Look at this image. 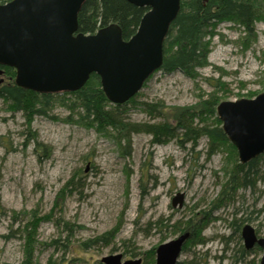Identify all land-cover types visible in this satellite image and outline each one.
<instances>
[{
  "label": "rangeland",
  "instance_id": "obj_1",
  "mask_svg": "<svg viewBox=\"0 0 264 264\" xmlns=\"http://www.w3.org/2000/svg\"><path fill=\"white\" fill-rule=\"evenodd\" d=\"M252 1L264 9V0ZM214 26L204 38L206 64L194 76L153 72L135 102L122 103L129 122L165 121L152 117L145 103L160 106L159 112L162 105L167 111L197 109L211 95L236 100L264 91V20H254L251 30L231 20ZM72 100L70 94L64 102L53 97L45 114L28 121L0 98V264L22 263L27 224L36 227V264H103L100 259L111 254L149 264L146 253L178 235L172 224L202 216L194 236L201 243L186 246L178 262L242 263V226L249 223L258 236L264 233L263 161L254 185L235 187L216 207L239 162L236 148L233 159L229 145L210 149L207 136L186 138L180 130L157 144L143 132L124 138L123 130L81 124ZM204 120L194 117L191 128L215 125ZM178 194L182 203L172 206Z\"/></svg>",
  "mask_w": 264,
  "mask_h": 264
},
{
  "label": "water",
  "instance_id": "obj_2",
  "mask_svg": "<svg viewBox=\"0 0 264 264\" xmlns=\"http://www.w3.org/2000/svg\"><path fill=\"white\" fill-rule=\"evenodd\" d=\"M84 1L10 0L0 4V65L15 69L17 86L38 93L78 90L95 73L107 98L122 104L161 66L163 41L180 0H127L147 8L128 39H123L120 26L114 22L94 33L79 32L78 13ZM216 113L240 163L264 153V91L250 98L220 101ZM182 199L183 194H178L172 206L181 205ZM189 235L184 232L159 244L155 264H177ZM241 237L245 249L259 246L258 264H264V233L258 236L245 223ZM100 261L141 264V258L122 260L121 254L107 255Z\"/></svg>",
  "mask_w": 264,
  "mask_h": 264
},
{
  "label": "trees",
  "instance_id": "obj_3",
  "mask_svg": "<svg viewBox=\"0 0 264 264\" xmlns=\"http://www.w3.org/2000/svg\"><path fill=\"white\" fill-rule=\"evenodd\" d=\"M8 1L10 0H0V4ZM258 6L252 0H180L177 16L171 23L163 41V61L158 70L162 72L181 70L189 76H194L195 68L206 64L209 42L204 38L213 34L214 25L220 21L231 20L241 23L247 30H251L254 20H264V9L257 8ZM146 10V7L135 6L127 0H85L78 13V31L94 33L98 28L114 22L120 26L123 39H128L136 32ZM0 71V78H3V82L0 83V98L10 105L12 111L22 110L28 121L33 115L45 114L46 109L52 104L53 97H59L64 102L65 95L70 94L73 97L70 106L79 111L78 119L81 124L87 127H95L98 130L111 127L115 130L118 129L119 133L120 130H123L121 132L124 138H127L131 133H148L152 135L153 144L176 137V131L179 130L186 138L190 137V133L198 134V136L205 135L209 138L210 149L227 144L231 148L233 159L236 158V149L224 134L222 123L216 113V106L222 100L217 99L215 95L203 100L200 103L202 106H198L200 105L198 104L197 109H193V106L181 110L171 108L167 111L162 105V110L159 112L157 108L160 106H155V108L145 103L143 105L153 115L152 117L158 116L165 121L159 124L147 122L137 124L129 122L125 114L127 111L125 104L134 103L136 94L125 104L113 106L104 94L99 76L95 73L90 74L88 80L78 90L51 94L38 93L17 86L14 82L15 69L10 66L0 65ZM25 105H30V107H25ZM196 116L203 121L205 118L211 119L215 125L209 126L205 122L204 126L191 128L193 118ZM262 161L264 162V153L247 163L236 162L215 200L216 207L232 197L231 190L235 187L254 185L253 176L258 175L257 166ZM71 182L73 183V179L68 181L66 189ZM202 219L203 216L172 224V230L178 234L190 233L182 251L190 244L201 243V239L195 241L194 236ZM35 229L34 225L27 224L25 226L24 259L21 264H36L34 261V250L37 243L34 238ZM200 229L199 231H201ZM155 248L146 253L149 264L155 263ZM260 252L261 249L258 245L249 250L242 247L239 261H242L241 264H258ZM250 256L252 257L249 258Z\"/></svg>",
  "mask_w": 264,
  "mask_h": 264
},
{
  "label": "flooded vegetation",
  "instance_id": "obj_4",
  "mask_svg": "<svg viewBox=\"0 0 264 264\" xmlns=\"http://www.w3.org/2000/svg\"><path fill=\"white\" fill-rule=\"evenodd\" d=\"M256 231V230H255ZM156 249V248H155ZM247 250V249H246ZM261 253H262V251H261ZM260 256H261V254H260ZM260 256H259V259H260ZM258 263H259V260H258ZM141 264H142V260H141Z\"/></svg>",
  "mask_w": 264,
  "mask_h": 264
}]
</instances>
